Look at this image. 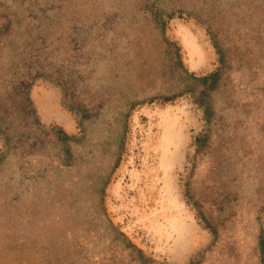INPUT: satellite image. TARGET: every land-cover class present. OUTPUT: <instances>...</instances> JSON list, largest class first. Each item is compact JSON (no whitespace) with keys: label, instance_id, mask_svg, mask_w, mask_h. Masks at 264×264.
<instances>
[{"label":"water","instance_id":"1","mask_svg":"<svg viewBox=\"0 0 264 264\" xmlns=\"http://www.w3.org/2000/svg\"><path fill=\"white\" fill-rule=\"evenodd\" d=\"M0 0V264H139L104 191L134 104L207 93L208 138L188 189L215 230L198 264H262L264 0ZM188 12L224 53L217 83L193 78L156 20ZM44 75L88 115L73 160L34 120L28 85Z\"/></svg>","mask_w":264,"mask_h":264},{"label":"rangeland","instance_id":"2","mask_svg":"<svg viewBox=\"0 0 264 264\" xmlns=\"http://www.w3.org/2000/svg\"><path fill=\"white\" fill-rule=\"evenodd\" d=\"M157 1L140 0L138 8L151 9ZM156 20L180 66L193 78L214 86L223 69L224 53L209 27L183 11H158ZM4 26L0 14V33ZM30 84L33 116L41 130L78 144L84 136L85 111L66 103L58 81L39 75ZM211 118L207 93L196 96L191 91L136 103L127 116L122 151L103 201L110 221L125 236L127 248L147 264H198L216 239L188 189ZM7 151L0 132V162ZM259 221L264 264V208Z\"/></svg>","mask_w":264,"mask_h":264},{"label":"flooded vegetation","instance_id":"3","mask_svg":"<svg viewBox=\"0 0 264 264\" xmlns=\"http://www.w3.org/2000/svg\"><path fill=\"white\" fill-rule=\"evenodd\" d=\"M85 113H86V112H85ZM86 114H87V113H86ZM87 119H88V117H87ZM83 129H84V127H83ZM84 134H85V130H84ZM84 134H83V135H84ZM4 138H5V137H4ZM83 138H84V136H83ZM83 138L80 139L79 141L81 142V141L83 140ZM55 139H57V141H56V146H57V147L60 146V147L62 148V150L65 152V154H66V161H72V160H73V156H72V154H71L69 148H67V147L65 146V143H66L67 141H72V140L62 139V138H59V137H56ZM5 141H6V143H7L6 138H5ZM126 247H127V246H126ZM137 260H138L139 264H147V263H145L143 260H141V256H138V255H137Z\"/></svg>","mask_w":264,"mask_h":264},{"label":"trees","instance_id":"4","mask_svg":"<svg viewBox=\"0 0 264 264\" xmlns=\"http://www.w3.org/2000/svg\"><path fill=\"white\" fill-rule=\"evenodd\" d=\"M30 85H31V84L28 85V88L30 87ZM34 120H35V118H34ZM35 121H36V120H35ZM65 138H66L65 136L62 137V139H65ZM117 165H118V162H117V164H116V167H117ZM116 167H115V168H116Z\"/></svg>","mask_w":264,"mask_h":264}]
</instances>
